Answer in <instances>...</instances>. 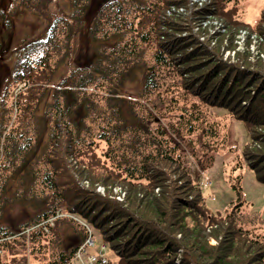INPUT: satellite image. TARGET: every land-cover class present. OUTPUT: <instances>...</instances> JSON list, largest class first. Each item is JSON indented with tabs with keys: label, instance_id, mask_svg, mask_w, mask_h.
<instances>
[{
	"label": "trees",
	"instance_id": "trees-1",
	"mask_svg": "<svg viewBox=\"0 0 264 264\" xmlns=\"http://www.w3.org/2000/svg\"><path fill=\"white\" fill-rule=\"evenodd\" d=\"M157 1L142 8L137 36L155 41V59L175 71L185 94H194L205 106L224 108L243 122L249 136L243 160L264 184V148L253 145L264 143V8L251 27L237 18L236 7H228L227 0ZM52 2L9 0L7 12L0 8L2 59L14 52L5 32L11 23L21 17L50 19L40 35L15 41L14 48L23 53L10 75L24 86L4 111L10 112L4 120L13 113V127L2 134L0 123V264H32L31 256L43 257L36 264H67L90 229L115 255V264H264V241L237 224L239 186L229 185L236 197L226 204L229 209L220 210L224 215L217 209L211 214L202 186L190 175L178 144L158 129V121L149 136L130 134L132 141H144L142 152H121L105 141L107 150L99 153L100 141L90 145L87 133L81 139L89 113L87 100L76 91L93 80L87 79V64L74 69L75 86L66 89L69 94L48 85L63 46L56 33L73 32L72 45L75 33L78 40L87 37V0H67L69 24L58 16L47 18L44 11ZM114 3L104 1L105 6ZM172 5L177 11L169 10ZM240 33L242 38H237ZM227 50L235 53L224 59ZM59 80L58 85L65 82ZM0 101L2 106L3 97ZM36 115H45L47 125L50 121L44 131ZM39 161L44 168L34 169ZM21 207L25 216L15 221L11 215ZM9 259L11 263L5 262Z\"/></svg>",
	"mask_w": 264,
	"mask_h": 264
},
{
	"label": "rangeland",
	"instance_id": "rangeland-1",
	"mask_svg": "<svg viewBox=\"0 0 264 264\" xmlns=\"http://www.w3.org/2000/svg\"><path fill=\"white\" fill-rule=\"evenodd\" d=\"M104 1L115 3L112 7L109 4L105 6ZM116 1L87 0V10H89L87 37H79L78 40V34L75 33L76 45H72L73 41L69 40L73 32L69 35L56 33L63 46L59 48L61 52L56 55V71L48 86L69 94L66 89L75 86L74 69L87 64V79L92 77L93 80L76 91L79 92L83 102L87 100L89 113L84 119L87 128L81 139L87 133V142L92 141L90 145L100 141L97 148L99 153L107 150L108 144L105 141L111 146L115 144L116 149L121 152L127 151L129 154L136 149L142 152L144 141H132V136L134 134H138L140 138L149 136V133L157 130L155 128L158 126H155V122L158 121L161 125L158 129L165 130L172 141L178 144L179 153L188 165L190 175L202 186L209 207L208 211L215 214L219 210L217 212L224 215L220 210L229 209L226 204L236 197L235 191L229 185L231 183L238 185L241 201L237 209V224L242 229L248 228L251 236L264 241V184L257 182L243 160L242 147L249 140L243 122L232 117L224 108L216 105L205 106L194 94H185L175 71L155 59L157 49L155 41L150 37L137 36L136 23L141 16L142 8L151 7L153 3L158 2L157 0ZM8 2L9 0H3L0 4V8L5 12L10 9L9 7L7 9L10 5ZM226 4L228 7L235 6L238 13L236 17L251 27L255 25L260 10L264 8V0H227ZM48 7V10L44 11L47 18L58 16L68 24L70 23L67 19L71 9L67 7V0H53ZM169 10L174 12L177 8L172 5ZM121 11L123 14H120ZM93 13L97 15L95 18L94 15L91 16ZM49 21L50 19L42 20L36 17L25 20L21 17L18 23L16 21L13 25L11 23L5 31L12 39L14 52L9 57L7 54L4 55L7 58L0 57V85L2 86L0 99L3 97L2 106L0 101L2 108V112L0 108V121H2L0 123L2 127H5L2 134L13 127L11 123L13 113L10 114L11 117L4 120V115L10 113L5 114L4 111L9 109L10 102L24 86L23 81L19 83L16 81L14 73L10 75L18 60L17 57L23 53L14 48L19 42L15 44V41L25 36L40 35L46 30ZM242 36L243 34L240 33L237 38ZM102 39L105 40L102 41ZM68 45L69 47L66 48ZM240 48L241 46L237 47V49ZM69 53H72L74 59L73 66L68 64ZM234 53L235 50H227L223 58H231ZM9 65L12 67L7 69ZM122 73H124L123 78ZM60 78L65 81L62 85H58ZM71 100L68 99L67 104H72ZM43 105L44 103L41 110ZM35 121L42 131L45 127H49L50 121L48 125L45 124L47 122L45 115H36ZM113 129L117 131L116 135L112 132ZM131 133H133L132 136ZM0 142L1 165L4 161V149L2 141ZM129 145H132V148H128ZM253 145L256 148H264V143L255 142ZM116 151L118 153V150ZM42 167L44 168L42 161L34 165V169ZM1 168L3 169V165ZM34 189L40 192V185L36 184ZM96 190L102 193L103 188L98 187ZM28 211L31 212V210ZM25 213L21 207L15 211L14 215H11V218L16 216L18 219L15 221H18L25 216ZM61 215L70 218L68 215ZM69 221L77 229L73 220ZM92 231L90 229L91 234L94 235L95 232ZM95 238L97 240L95 247H88L87 252L99 250L102 241L96 236ZM211 243L215 242L212 240ZM105 252L111 259V264H115V255L108 248ZM29 259L35 261L32 264H36L43 257L31 256L28 257ZM84 259V256L75 258L71 264H82ZM5 262L11 263L10 259Z\"/></svg>",
	"mask_w": 264,
	"mask_h": 264
},
{
	"label": "built area",
	"instance_id": "built-area-1",
	"mask_svg": "<svg viewBox=\"0 0 264 264\" xmlns=\"http://www.w3.org/2000/svg\"><path fill=\"white\" fill-rule=\"evenodd\" d=\"M85 264H107V260L102 256L89 255Z\"/></svg>",
	"mask_w": 264,
	"mask_h": 264
}]
</instances>
